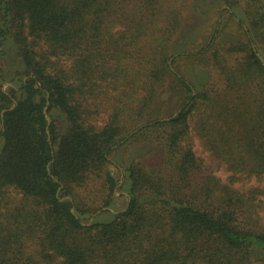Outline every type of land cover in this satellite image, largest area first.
Here are the masks:
<instances>
[{"label": "trees", "instance_id": "trees-1", "mask_svg": "<svg viewBox=\"0 0 264 264\" xmlns=\"http://www.w3.org/2000/svg\"><path fill=\"white\" fill-rule=\"evenodd\" d=\"M204 2L0 0V56L9 40L25 77L19 99L0 83V264H264V188L235 187L264 181V62L245 33L232 48L244 56L231 64L218 50L188 56L212 62L221 87L197 90L172 68L185 13ZM263 19L258 0V43ZM160 89L177 109L150 119ZM109 92L115 105L97 127L98 97ZM54 108L66 120L59 135L48 121ZM191 130L229 172L225 181L196 157ZM130 132L160 151L162 164L132 162L124 210L87 226L63 194Z\"/></svg>", "mask_w": 264, "mask_h": 264}, {"label": "rangeland", "instance_id": "rangeland-1", "mask_svg": "<svg viewBox=\"0 0 264 264\" xmlns=\"http://www.w3.org/2000/svg\"><path fill=\"white\" fill-rule=\"evenodd\" d=\"M261 2L264 6V0ZM260 32L263 35L260 37L261 42L258 43V0H205L201 7L185 13L182 26L171 42L172 68L179 70L197 90L211 84L221 87V76L212 62L205 64L200 59H189L188 56L205 52V55L211 58L212 53L218 50L229 58L228 62L231 64L236 58L240 59L244 56V52L232 48L245 43V33H248L254 41L257 55L264 62V27ZM3 50L4 53L0 56V83L5 92L13 88L15 99H19L23 96L20 89L21 81L25 78L23 66L9 40L5 42ZM144 80L136 82L134 95L127 100L129 108L137 105V100L143 96L140 85ZM114 93L109 92L105 96L98 97V112L92 117L95 126L101 127L108 122L115 105L110 98ZM177 105L178 101L175 97L165 89H160L146 117L162 118L174 114ZM130 114L132 112L127 111L124 114V121L121 120L126 129L131 128ZM50 115L49 120L55 121L58 135L63 133L66 128L64 116L55 108ZM132 134L130 132L126 139L112 149L108 155V162L102 165L99 171L89 173L84 182L79 186H73L69 193L63 194L64 198L70 199L74 204L75 214L85 225L108 222L124 210L129 198L127 169L132 162H140L148 170L162 164L161 152L152 150L150 144L144 140L132 139ZM190 142L201 164L225 181L229 172L204 149L200 139L192 130ZM1 146L0 139V149ZM109 179L114 182L112 194H110ZM254 186L264 188V181L257 182L252 179L235 185L236 188L244 190ZM12 198L17 201L19 196L12 193ZM262 216L264 217V212Z\"/></svg>", "mask_w": 264, "mask_h": 264}, {"label": "water", "instance_id": "water-1", "mask_svg": "<svg viewBox=\"0 0 264 264\" xmlns=\"http://www.w3.org/2000/svg\"><path fill=\"white\" fill-rule=\"evenodd\" d=\"M48 121H49V118H48Z\"/></svg>", "mask_w": 264, "mask_h": 264}]
</instances>
